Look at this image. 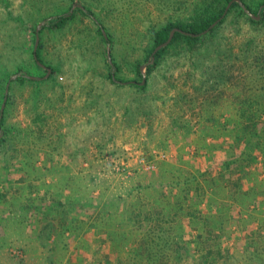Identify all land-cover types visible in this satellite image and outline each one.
Wrapping results in <instances>:
<instances>
[{
  "label": "rangeland",
  "instance_id": "obj_1",
  "mask_svg": "<svg viewBox=\"0 0 264 264\" xmlns=\"http://www.w3.org/2000/svg\"><path fill=\"white\" fill-rule=\"evenodd\" d=\"M202 1L0 0V264H264L262 7L147 72L152 33ZM57 9L74 18L36 34ZM17 67L46 81L19 84Z\"/></svg>",
  "mask_w": 264,
  "mask_h": 264
},
{
  "label": "trees",
  "instance_id": "obj_2",
  "mask_svg": "<svg viewBox=\"0 0 264 264\" xmlns=\"http://www.w3.org/2000/svg\"><path fill=\"white\" fill-rule=\"evenodd\" d=\"M231 1H234V0H203L202 2H200V4H198L196 6L197 7V16L192 22L186 23V24L185 23L184 24H182V23H177V24L168 23L167 25L162 27L160 30L153 32L152 37H151V46H150L149 51H148L149 57H150L151 53L153 52V50L158 45L164 43L167 40L168 35L173 28H177L180 31H182L183 33H178V32L175 33L171 42L166 47L160 49L159 51H157L155 53L154 61L151 65H149L147 67V72L150 73L158 65L161 57L175 43L182 42L187 47H193L197 43H200L204 39V37L200 36V34L203 31H205L212 23H214L217 19H219L223 15L227 5ZM239 1H240V3H242V6H240V4H238L236 2H233L230 5L229 9L227 10L225 16L222 18V20L218 23L217 26H215L213 29H211L206 34L207 36L213 34L215 32V30L218 28V26L225 22V20L228 17V14L234 9H237L239 14H241L242 16H246V14H245L246 11H248V13H251L254 11L255 15H257V11H259L260 10L259 8L262 7L261 14L264 16V0H262L260 2V4L255 8V10H253V8L251 6L246 4L244 0H239ZM3 2H5V4H7L6 0H3ZM57 10H60V12H58L55 16H49L45 20V23H43L42 27L39 30V33H38L39 35H41L45 30H49V31H53V32L58 31V30L62 29L68 22H70L74 18V13H69V11L65 12V10H61V9H57ZM75 10L78 11L81 15L88 17L92 21V23L97 27V31H98L102 41L105 44H110L109 39L105 36V34L103 32L104 28H103L102 24L96 19V17L94 16V14L91 12L90 9H86L84 7H82V8L77 7ZM246 18L250 23H253V24L260 23V21L257 22L254 18H251L250 16H248ZM19 20L22 23L25 22V20L23 19L22 16L19 17ZM33 34L35 36V30H33ZM33 40H35V37ZM41 50H42V43H41V38H40V41H39L37 48L35 50V57H34V52H32L33 63H34V66L37 70L45 69L44 62L41 58ZM149 57H148V59H149ZM37 62H40L44 66V68H41L40 66H38ZM107 66H108V73H109L108 77L110 78V81L112 83H115V81L113 79V76H114L113 72H114V70L116 71L117 65L114 61H112V63L108 62ZM48 70H50L51 73H50V76L47 80H50L52 78L53 74L55 73V69L49 67ZM14 72L16 74H20V75H18V77H16L15 82L22 84V85L24 83L28 82V83H33L34 86L37 88V86L41 85V83L46 81V80H34V79L27 77L26 75L28 74V72L26 71V69H23V67H17L14 70ZM44 73L45 74L47 73V68L45 69ZM137 74L141 77L139 67L137 69ZM10 76H11V74L8 71L7 66H1L0 67V107H1L3 100L6 99L4 108H3L2 112L0 113V145L1 146H5L7 141H8V137H7L8 132L5 129L4 124H5V112L7 110L6 108L8 106V102H9V93L11 91V83L8 87H6ZM137 86L140 90H144L145 86H146V82L144 84L140 83ZM7 92H8V94H7ZM75 202H77V200ZM62 220L65 221L66 217H64ZM163 264H165V263H163Z\"/></svg>",
  "mask_w": 264,
  "mask_h": 264
},
{
  "label": "water",
  "instance_id": "obj_3",
  "mask_svg": "<svg viewBox=\"0 0 264 264\" xmlns=\"http://www.w3.org/2000/svg\"><path fill=\"white\" fill-rule=\"evenodd\" d=\"M233 2H236V3L240 4V1H239V0L231 1V2L227 5V7H226V9H225V11H224V13H223V15H222L219 19H217L214 23H212V24H211V25H210L205 31H203L200 35H204V34H206L209 30H211L213 27H215V26H216V25L222 20V18L225 16L227 10L229 9L230 5H231ZM240 5H241V4H240ZM241 6H242V5H241ZM42 25H43V24H40V25L37 27V29H36V34L38 33V31L40 30V28H41ZM177 32H178V33H183V32L180 31L179 29H177V28H173V29L170 31L167 40H166L164 43L158 45V46L154 49V51H153L152 54H151V61L154 60L155 53H156L157 51H159L160 49L166 47V46L171 42L173 36H174L175 33H177ZM38 42H39V38H38V36L36 35V37H35V43H34V51H33V52H34V57H35V50H36V48H37ZM37 65L40 66L41 68H44V66H42L39 62H37ZM140 71L143 72V67L140 68ZM49 74H50V70L47 69V73H46V75L44 76L43 79L47 78V77L49 76ZM31 79H33V78H31ZM38 80H40V79H38ZM3 108H4V102H3L2 105H1L0 112H2Z\"/></svg>",
  "mask_w": 264,
  "mask_h": 264
}]
</instances>
